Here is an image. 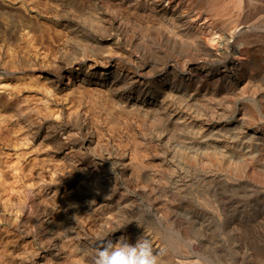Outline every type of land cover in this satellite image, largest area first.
I'll return each mask as SVG.
<instances>
[{"label": "bare ground", "instance_id": "obj_1", "mask_svg": "<svg viewBox=\"0 0 264 264\" xmlns=\"http://www.w3.org/2000/svg\"><path fill=\"white\" fill-rule=\"evenodd\" d=\"M90 2L91 14L84 12L82 3L71 6L63 14L66 32L63 29L64 34L55 32L60 41H65L67 37L82 36L81 25L85 23L95 28L91 38L87 36L84 46L74 51L72 61L59 74L51 79L53 75L46 69L49 63L45 57L39 69L26 78V84L17 81L11 88L0 83V97L9 98L5 102L0 99V148L2 145L5 150L3 153L0 149V264L7 260L25 264L18 255L25 253V247H7V240L18 237V232L27 228L30 231L29 225L33 234L40 233L51 243L50 259L36 251L30 264H56L62 249L60 231L65 229L61 227L62 221L73 212L71 204L55 206L58 188L49 185L23 189L21 168L9 166L6 160L9 155L16 157L14 152L9 153L11 136L21 137L19 145L29 152L45 151L47 145L55 148V156L69 164L76 178L66 190L83 205L87 215L98 211V204L86 196L94 192L97 184H102L108 193L116 191L111 183L113 178L101 165L92 168L75 158L76 154H92L101 149L97 133L101 114L111 128L109 133L115 134L119 142L122 137L127 141L123 147L130 148V156L122 152L114 163L133 181L154 182L153 171L142 170V157L148 146L163 149L166 156L170 151V158L177 163L188 159L199 166L230 169L244 176L256 172L264 181V0ZM130 2L135 5L134 11L126 9ZM36 31L34 26L27 25L11 46L42 45L44 33L36 40ZM151 32L152 39L148 37ZM99 33L102 39L97 40ZM142 64L147 66L146 70H140ZM156 69L162 72L157 78L152 75ZM45 82L58 93L60 103L54 97L39 99L35 111L43 120L58 119L66 128L61 133L45 132L37 138L28 130L33 128L28 116L29 128L25 129L21 126L23 120L19 123L12 115L14 105L18 104L11 98L27 90H40ZM15 111L21 116L25 113L19 108ZM231 114L235 115L233 124L220 123ZM129 121L137 123L135 129ZM74 128H78L83 139L72 145ZM8 177L10 180L6 182ZM19 192L26 196L23 201L30 206L15 211L12 198ZM45 201L53 207L43 205ZM40 205L42 214L38 215ZM118 208L119 202L112 209ZM96 221L98 237L112 240L122 237V232L114 231L115 224L106 217L98 216ZM74 222L73 231L77 232L87 225L77 218ZM98 237L96 242H82L84 238L79 242L89 255L87 264L93 263L95 249L101 244ZM182 246L185 254L175 256L162 252L159 246L153 245L152 250L158 264H192L188 254H193L194 248Z\"/></svg>", "mask_w": 264, "mask_h": 264}, {"label": "rangeland", "instance_id": "obj_2", "mask_svg": "<svg viewBox=\"0 0 264 264\" xmlns=\"http://www.w3.org/2000/svg\"><path fill=\"white\" fill-rule=\"evenodd\" d=\"M29 1L30 5L26 0H0V83L11 88L16 86L17 81L26 84V78L34 70L39 69L40 61L45 59H48L49 63L46 69L53 75L51 77L53 79L61 68L72 61L74 51L84 46L87 36L94 34V26H88L86 23L81 25L83 35L76 39L67 37L64 38L65 41H60L55 34L58 31H61V34L66 32L62 21L65 16L63 14L67 13L71 6H77L84 1L82 3L84 12L91 14L92 0H62L63 2L34 0L33 4L31 0ZM21 2L25 3L20 4ZM134 8L133 2L127 4L128 11H134ZM27 25L37 29L34 33L36 40L44 33L42 45L39 43L34 48H27L24 44H20L19 47L11 46L10 43L26 31ZM38 29L44 32L40 33L41 30ZM62 29L65 32H62ZM153 35L151 32L148 37L152 39ZM96 38L102 39V34L99 33ZM240 55L237 54L236 57ZM146 68L147 66L142 64L140 70ZM158 70L153 71V77L162 75ZM53 97L59 101L58 93L51 89L48 82L43 83L40 90H27L21 96L15 95L11 99L18 107L14 105L12 115L18 118L19 123L23 120L21 126L25 129L29 128L27 120L32 122L33 128L28 130L37 138L45 132L51 135L61 133L66 128L65 123L58 119L43 120L34 108L39 104V99L45 101L50 98L52 100ZM0 99L5 102L9 98L1 95ZM16 108L22 113L25 112V115L23 114L25 117L19 115L15 111ZM234 117L235 115L231 114L220 123L231 125L235 122ZM103 118L105 119L101 114L97 127L101 149L92 154L83 152L75 155L78 162L89 167L97 168L101 165L100 167L113 178L111 183L116 189L115 193L111 194L105 191L102 184H97L93 188L94 192L86 195L87 200L98 204V211L90 215L86 214L83 205L68 194L66 189L76 178L69 164L59 161L55 156L57 154L55 148L47 145L45 151L29 152L24 146L19 145L21 137H10L9 153L14 152L16 157L9 155L6 160L9 166L16 165L21 168L20 182L23 189L24 186L43 188L51 185L59 189L55 206L72 205L73 212L70 213L72 216L67 214L69 216L65 215L62 221L61 227L65 229L60 231L63 238L59 245L62 249L59 250L56 264H87L89 255L81 248V244L79 246V242L83 238L82 242L85 240L96 242L99 234L96 221L98 216L112 221L118 232H122V237L131 244H135L142 237L150 240L152 246L161 247L162 252L174 256L185 254L186 250L182 245L188 244L194 248V253L188 254L192 264H264V181L261 175L248 172L244 176L230 169L218 167L211 169L207 164L199 166V163L195 164L188 159L177 163L170 158V151L166 156L163 149L148 146L142 157V170L145 172L152 170L154 182L133 181L130 177L124 176L123 169L114 163L122 152L130 156V148L123 147L127 141L122 137V141L119 142L120 139L118 140L115 134L113 137L112 133H109L112 132L111 128ZM129 124L135 129L137 123L129 121ZM74 132L75 142L71 143L72 145L83 139L78 128H74ZM255 133L260 134L259 131ZM120 145L124 150L119 148ZM0 149L4 153V146L1 145ZM55 173L59 175L58 180ZM8 180L9 177L6 182ZM25 198L26 196L20 192L12 198L15 211H19L24 205L26 208L30 206L29 202L23 201ZM48 202H43V205H48ZM117 202L119 208L112 209ZM42 206L39 207L40 211L37 208L36 214H42ZM49 207H53V204L50 203ZM74 218L87 222L79 232L73 231ZM257 222L261 224L257 225ZM29 226L30 231L27 228L18 232V235L16 234L18 237L14 236L16 240L12 236L9 237L7 247L8 245L11 248L15 245L25 247L24 254L18 253L25 264H30L36 251L41 252L45 259L49 260L50 241L43 239L40 233L33 234V228ZM13 262L7 260L2 264L17 263Z\"/></svg>", "mask_w": 264, "mask_h": 264}, {"label": "clouds", "instance_id": "obj_3", "mask_svg": "<svg viewBox=\"0 0 264 264\" xmlns=\"http://www.w3.org/2000/svg\"><path fill=\"white\" fill-rule=\"evenodd\" d=\"M98 239L101 244L95 249L93 264H158V257L148 239L141 237L135 244L127 242L124 237L115 242L103 237Z\"/></svg>", "mask_w": 264, "mask_h": 264}]
</instances>
